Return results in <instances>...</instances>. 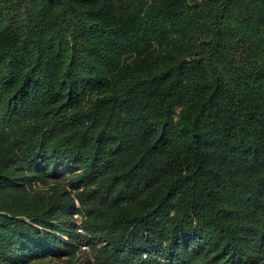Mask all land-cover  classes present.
<instances>
[{"label": "trees", "instance_id": "obj_1", "mask_svg": "<svg viewBox=\"0 0 264 264\" xmlns=\"http://www.w3.org/2000/svg\"><path fill=\"white\" fill-rule=\"evenodd\" d=\"M54 259L264 264V0H0V264Z\"/></svg>", "mask_w": 264, "mask_h": 264}, {"label": "built area", "instance_id": "obj_2", "mask_svg": "<svg viewBox=\"0 0 264 264\" xmlns=\"http://www.w3.org/2000/svg\"><path fill=\"white\" fill-rule=\"evenodd\" d=\"M73 216H74L75 219H77L78 222L80 221V219H81V215L80 214L76 213ZM77 231L83 233V231H82V229L80 227L77 228ZM81 248L83 250H88L89 249L88 246H86V245H82Z\"/></svg>", "mask_w": 264, "mask_h": 264}, {"label": "rangeland", "instance_id": "obj_3", "mask_svg": "<svg viewBox=\"0 0 264 264\" xmlns=\"http://www.w3.org/2000/svg\"><path fill=\"white\" fill-rule=\"evenodd\" d=\"M66 169H62V173H65L64 171H65ZM69 170H67V172H68ZM82 249V248H81ZM61 264V261L60 260H57V259H54V260H46L45 261V264Z\"/></svg>", "mask_w": 264, "mask_h": 264}]
</instances>
